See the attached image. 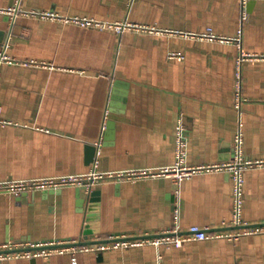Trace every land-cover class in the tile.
<instances>
[{"label": "crops", "instance_id": "obj_1", "mask_svg": "<svg viewBox=\"0 0 264 264\" xmlns=\"http://www.w3.org/2000/svg\"><path fill=\"white\" fill-rule=\"evenodd\" d=\"M16 1L0 0V49L16 60L0 67V182L87 174L97 159L100 173L167 167L180 123L189 166L231 161L239 130L245 158L264 162V0H20L30 15L14 18ZM35 11L155 30H98ZM209 30L226 40L199 36ZM240 31L241 48L230 40ZM241 50L251 58L238 109ZM232 186L229 173L207 171L179 195L169 177L96 181L95 201L76 186L1 192L0 244L159 236L176 207L184 231H239ZM242 217L264 223V165L245 172ZM159 255L161 264H264V233L0 264H159Z\"/></svg>", "mask_w": 264, "mask_h": 264}, {"label": "built area", "instance_id": "obj_2", "mask_svg": "<svg viewBox=\"0 0 264 264\" xmlns=\"http://www.w3.org/2000/svg\"><path fill=\"white\" fill-rule=\"evenodd\" d=\"M7 13L13 15L15 18L18 14L25 12L20 5V0L16 1V4L10 7ZM32 15H38L43 19H61L65 22L75 23L79 26L106 30L112 29L118 33H122L126 29H151L155 30L154 27H145L142 25H135L126 22H102L91 17H65L62 18L58 14L53 12L41 11L32 12ZM241 35L239 34L230 39L235 41L241 48ZM201 37L209 39H224V37L217 36L213 34L210 30L206 33L199 35ZM251 56L247 53L240 51V55L237 59V82H236V107L241 109L242 103L245 98L241 95V64ZM16 60L6 53V47L0 49V67L4 63H14ZM36 63V61L25 62V64ZM108 113V112H107ZM106 113V114H107ZM106 116V115H105ZM105 128V122L103 124V129ZM186 129L182 123H180L176 128L175 141H176V152H175V163L167 166L161 167L159 169H143L138 171H117L100 173L95 170V166L98 163V159L95 161L94 168L87 174H73V175H59L56 177H47L40 179L31 180H20V181H1L0 182V193L8 192L14 194H20L22 192L35 191L37 189H62L68 186H76L83 188L86 193L87 199L90 198L96 181L104 179H117V180H137L149 177H169L173 180L176 185V193H180V185L182 181L190 179L198 173H203L207 171H224L230 174L233 186L232 193L234 198L233 214L231 219V224L233 226L242 227L239 231H214L209 232L207 228H201L197 225L190 226L186 231H184L180 225V210L178 207L174 209L173 212V225L165 233L156 236L154 238L148 237L144 239H132V240H122L110 243H100L93 245H83V246H59L77 243L79 241H72L68 243H32L25 241H8L7 243L0 244V261L7 259H18V258H44L47 259L54 254H65V253H76L77 251H100L111 248L120 247H134L142 246L146 244L155 245L160 247L165 245L166 247H181L184 243L192 240H205L208 238H227V239H238L241 235H249L255 233H264V224L249 226V224L242 217V206H243V196H244V183H245V172L255 166L264 165L263 161H253L246 159L243 153V135L239 130L234 139V158L231 161L222 164L215 165H203V166H189L187 164V153L188 145L187 138L185 135ZM119 237H112L111 239H116ZM125 238V237H123ZM54 248H41L45 246H54ZM58 245V246H57ZM159 257V264H161V255Z\"/></svg>", "mask_w": 264, "mask_h": 264}, {"label": "water", "instance_id": "obj_3", "mask_svg": "<svg viewBox=\"0 0 264 264\" xmlns=\"http://www.w3.org/2000/svg\"><path fill=\"white\" fill-rule=\"evenodd\" d=\"M81 189L83 190V188H81ZM97 194H98V192L92 191V193H91V201H95V198H96ZM263 224H255V225H249V226H256V225H263ZM86 232H88V230ZM155 236H158V235H153V236H139V237H130V238H116V239H106V240H100L99 239V240H92V241L87 240V237H85V240L84 241H79L77 243L67 244V245H59V246L93 245V244H100V243L117 242V241H122V240L144 239V238L155 237ZM54 247H56V245H54V246H45V247H41V248H54Z\"/></svg>", "mask_w": 264, "mask_h": 264}]
</instances>
